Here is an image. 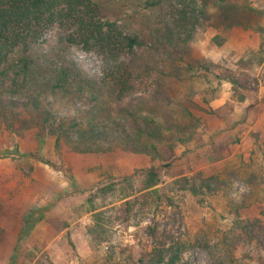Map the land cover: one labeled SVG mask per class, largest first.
I'll list each match as a JSON object with an SVG mask.
<instances>
[{"label": "trees", "instance_id": "trees-1", "mask_svg": "<svg viewBox=\"0 0 264 264\" xmlns=\"http://www.w3.org/2000/svg\"><path fill=\"white\" fill-rule=\"evenodd\" d=\"M144 3L148 9L160 7L165 14L160 17L152 38L159 55L172 60V68H152L148 61H140L137 51L149 43L145 32L131 31L129 26L105 16L103 0H0V123L12 133L36 127L42 136L53 135L58 149L68 144L78 154L121 151L163 162L168 154H175L178 146H187L198 135L202 119L190 108L197 105L196 96L200 95V102L210 107L227 82L233 88L232 100L242 103L260 85L264 87V14L249 2L145 0ZM203 21H210L218 29L242 27L261 36L259 48L241 60L239 72L188 55L190 40ZM52 30L58 32V38L45 48L44 38ZM72 48L101 53L105 58L101 75H91L76 62ZM260 67L262 74L257 76L254 71ZM151 75L156 76V81L149 90L146 85ZM165 78L179 82L201 80L206 88L188 93L182 102L168 103ZM58 102L77 107V112L73 116L64 115L56 108ZM257 104L252 102L249 108ZM226 106L234 105L228 102ZM206 111L212 115L220 112L211 107ZM259 152L263 160L247 165L252 169L245 180L250 188L245 199L234 203L228 191L224 192L239 226L250 222L249 218H242V210L264 204V149L259 147ZM163 166L169 168L171 162ZM237 169L231 171L226 185L238 176L241 169ZM147 174L138 187L133 188V177L126 176L100 188L87 200L88 212L94 220L87 234L93 251L104 264H180L183 258V242L160 239L155 226L148 232L153 246L141 258H136L129 249L121 250L117 243L119 223L140 228L146 216L158 217L163 213V201L157 196L158 190H153L162 183L160 170L153 166ZM220 177H213L212 182L205 184L206 188L212 192V184L216 183L215 189H219L224 184ZM181 182L183 189L191 183L181 178L174 184ZM144 191L148 192L136 195ZM122 200L126 201L118 207L116 204ZM105 244L110 245V250L103 249ZM261 261L264 264V256Z\"/></svg>", "mask_w": 264, "mask_h": 264}, {"label": "rangeland", "instance_id": "rangeland-1", "mask_svg": "<svg viewBox=\"0 0 264 264\" xmlns=\"http://www.w3.org/2000/svg\"><path fill=\"white\" fill-rule=\"evenodd\" d=\"M103 1L105 16L129 26L131 31L145 32L149 43L137 51L140 61H148L152 68H172V60L159 55L152 38L160 17L165 15L160 7L148 9L145 0ZM242 1L264 14V0ZM57 33L55 30L47 33L45 48L54 44ZM260 43L258 33L242 27L218 29L210 21H203L190 40L188 55L239 72L241 60L250 57ZM71 51L74 60L91 75H101L105 63L101 53L76 48ZM254 73L260 76L262 68ZM155 78L149 77L146 89L154 88ZM203 84L195 79L163 80L168 103L182 102L188 93L205 90ZM232 95V85L224 82L221 94L210 105L220 110L217 115L207 113L210 107L200 102V95L196 96L197 105L190 108L202 119L198 135L187 146H178L175 154H168L163 162L121 151L78 154L68 144L58 149L56 138L51 134L42 136L36 127L12 133L0 123V264H104L93 251L87 234L94 221L87 200L100 188L126 176L133 177V188L138 187L153 166L160 170L162 183L153 190H158L157 196L163 201V213L158 217L146 216L140 228L119 223L116 232L121 250L129 249L136 258H141L153 246L148 232L155 226L160 239L183 242L180 264H262L264 204L242 210V218H249L250 222L239 226L224 192L228 191L234 203L242 202L250 191L245 182L247 172L253 161L263 160L259 147L264 149V87L260 85L242 103L234 102ZM256 101V107L250 109V104ZM125 102L129 104L128 99ZM228 102L234 106H226ZM57 104L56 108L64 115L73 116L77 112L75 106ZM170 162L169 168L163 166ZM237 167L241 169L238 176L226 185L231 171ZM217 175H221L224 184L215 189L213 183L211 192L205 184ZM181 178L191 181L185 189L183 182L174 184ZM125 201L116 205L120 207ZM109 247L105 244L103 249Z\"/></svg>", "mask_w": 264, "mask_h": 264}]
</instances>
